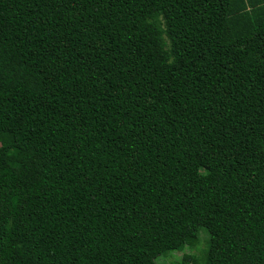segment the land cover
Listing matches in <instances>:
<instances>
[{
    "label": "trees",
    "instance_id": "obj_1",
    "mask_svg": "<svg viewBox=\"0 0 264 264\" xmlns=\"http://www.w3.org/2000/svg\"><path fill=\"white\" fill-rule=\"evenodd\" d=\"M264 264V0H0V264Z\"/></svg>",
    "mask_w": 264,
    "mask_h": 264
},
{
    "label": "rangeland",
    "instance_id": "obj_2",
    "mask_svg": "<svg viewBox=\"0 0 264 264\" xmlns=\"http://www.w3.org/2000/svg\"><path fill=\"white\" fill-rule=\"evenodd\" d=\"M207 239H208V235L206 234L204 230H201L199 232V244L197 245V247L187 248L184 250L183 253H173L169 256L163 257L158 260V264H170L174 261L181 260L183 254L196 255L197 257H200L201 253L206 248Z\"/></svg>",
    "mask_w": 264,
    "mask_h": 264
}]
</instances>
